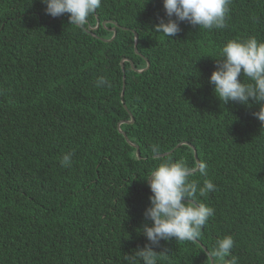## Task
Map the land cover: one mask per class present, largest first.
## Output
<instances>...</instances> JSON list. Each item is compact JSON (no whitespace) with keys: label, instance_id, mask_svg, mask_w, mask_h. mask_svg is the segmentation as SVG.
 <instances>
[{"label":"trees","instance_id":"obj_1","mask_svg":"<svg viewBox=\"0 0 264 264\" xmlns=\"http://www.w3.org/2000/svg\"><path fill=\"white\" fill-rule=\"evenodd\" d=\"M45 9L0 0V264H128L150 243L145 180L168 159L213 182L195 199L214 215L194 242L161 241L158 264H213L208 252L225 236L234 247L215 264H264L259 106L223 104L209 83L229 40L264 42V0H230L225 28L185 21L171 38L155 32L163 0H101L83 27ZM100 76L108 84L97 87Z\"/></svg>","mask_w":264,"mask_h":264},{"label":"clouds","instance_id":"obj_2","mask_svg":"<svg viewBox=\"0 0 264 264\" xmlns=\"http://www.w3.org/2000/svg\"><path fill=\"white\" fill-rule=\"evenodd\" d=\"M41 3L46 5V14L53 18L68 14L70 25L78 27H83L101 6V0H41ZM229 3L230 0H163L167 20L160 18L155 32L168 38L175 37L181 31L180 23L185 21L200 29H223ZM215 60L216 70L209 83L214 86L217 98L223 104L231 101L247 107L258 105L259 110L252 115L264 126V42L255 36L229 40L222 47L220 58ZM95 82L97 87L108 84L104 76L97 77ZM151 151L154 158H160L158 145H152ZM73 155L74 152L65 153L61 166L71 167ZM197 167L201 176L207 175L205 162H200ZM196 171V167H190L184 160L168 159L149 174L145 181L152 195L144 216L150 223H146L140 232L150 243L131 255H125L128 264H158L166 254L154 251L161 241L175 238L181 242H194L200 237L201 229L214 215V209L198 202L195 197L197 193L206 196L215 190V185L207 179L202 186L198 181L190 180ZM185 198L190 202H182ZM233 247L232 236L219 238L208 256L223 259L231 255ZM228 264H238V258L232 256Z\"/></svg>","mask_w":264,"mask_h":264},{"label":"water","instance_id":"obj_3","mask_svg":"<svg viewBox=\"0 0 264 264\" xmlns=\"http://www.w3.org/2000/svg\"><path fill=\"white\" fill-rule=\"evenodd\" d=\"M104 24H107V21L104 22ZM99 25H100V21L98 22V26H99ZM88 31L91 32L90 29H88ZM115 33H116V34H115L114 38H115L116 35H117V30L115 31ZM114 38H113L112 40H114ZM137 44H138V35H136V45H137ZM136 49H137V50H136L137 53H139L138 47H137ZM123 68H124V66H123ZM124 69H125V68H124ZM140 72H141V71H140ZM124 95H125V87H124L123 96H124ZM124 105H125L126 109H128V108H127V105H126L125 102H124ZM134 121H135V120H134V118H133L132 121H130V122H125V121H123L121 124H123V123H134ZM121 124L119 125V129H120V131L126 136L127 140H128L133 146H135V147L137 148L139 158H141V151H140L139 146H136L134 143H132V142L130 141V139H129L127 133L121 130ZM196 158L198 159V154H197V152H196ZM198 163H200V160H199V159H198ZM212 263L215 264V261H214V258H213V257H212Z\"/></svg>","mask_w":264,"mask_h":264}]
</instances>
